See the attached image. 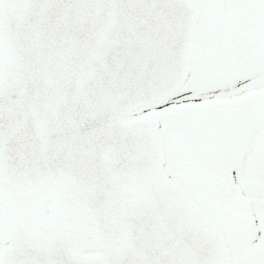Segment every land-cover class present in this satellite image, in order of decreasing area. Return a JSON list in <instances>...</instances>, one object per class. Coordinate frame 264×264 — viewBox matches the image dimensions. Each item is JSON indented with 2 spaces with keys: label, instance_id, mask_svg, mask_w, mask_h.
<instances>
[{
  "label": "snow or ice",
  "instance_id": "6c2138e0",
  "mask_svg": "<svg viewBox=\"0 0 264 264\" xmlns=\"http://www.w3.org/2000/svg\"><path fill=\"white\" fill-rule=\"evenodd\" d=\"M0 264H264V0H0Z\"/></svg>",
  "mask_w": 264,
  "mask_h": 264
}]
</instances>
